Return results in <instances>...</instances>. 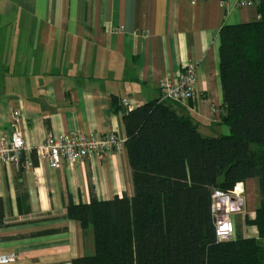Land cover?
Here are the masks:
<instances>
[{
	"label": "crops",
	"instance_id": "0c3cea01",
	"mask_svg": "<svg viewBox=\"0 0 264 264\" xmlns=\"http://www.w3.org/2000/svg\"><path fill=\"white\" fill-rule=\"evenodd\" d=\"M221 0H0V138L16 127L30 151L19 169L0 163V254L13 264H71L94 253L90 229L67 218L70 205L133 196L123 117L161 97L193 67L195 99L165 102L205 137L227 135L220 124L222 25L245 24L255 8ZM116 133L121 150L51 168L35 150L48 136ZM21 155V156H22ZM243 207L233 221L243 238H257L244 224L258 206L257 180L237 185Z\"/></svg>",
	"mask_w": 264,
	"mask_h": 264
},
{
	"label": "trees",
	"instance_id": "16d2710c",
	"mask_svg": "<svg viewBox=\"0 0 264 264\" xmlns=\"http://www.w3.org/2000/svg\"><path fill=\"white\" fill-rule=\"evenodd\" d=\"M256 18L222 25L220 124L227 135L202 136L194 122L150 101L123 117L133 196L70 204L66 216L90 229L94 253L71 264H264V0ZM23 155L20 160L23 161ZM257 180L258 206L244 224L257 238L218 241L211 193ZM3 207L0 200V226Z\"/></svg>",
	"mask_w": 264,
	"mask_h": 264
},
{
	"label": "built area",
	"instance_id": "2783aa9c",
	"mask_svg": "<svg viewBox=\"0 0 264 264\" xmlns=\"http://www.w3.org/2000/svg\"><path fill=\"white\" fill-rule=\"evenodd\" d=\"M195 3L196 0H186ZM231 0H221L226 5ZM235 8H251L256 0H232ZM196 77L193 67H188L175 82L164 81L161 86V97L158 103H180L195 99ZM122 106L131 110L132 105L128 99L121 101ZM15 129L10 136L0 138V163L12 164L16 169L21 165V155L26 154V165H32L30 151L25 144L23 135L17 131L18 119L15 116ZM124 140L116 133L103 135L66 133L48 136L35 150L40 162H47L51 168L59 169L63 164L81 163L84 160L100 157L113 151L122 149ZM241 189L236 186L231 192L214 190L211 193V214L214 220L215 236L218 241H225L234 236L235 226L233 214L243 207ZM14 255L0 254V264H13Z\"/></svg>",
	"mask_w": 264,
	"mask_h": 264
},
{
	"label": "rangeland",
	"instance_id": "374dc122",
	"mask_svg": "<svg viewBox=\"0 0 264 264\" xmlns=\"http://www.w3.org/2000/svg\"><path fill=\"white\" fill-rule=\"evenodd\" d=\"M233 223H234V221H233ZM234 225H235V223H234Z\"/></svg>",
	"mask_w": 264,
	"mask_h": 264
}]
</instances>
